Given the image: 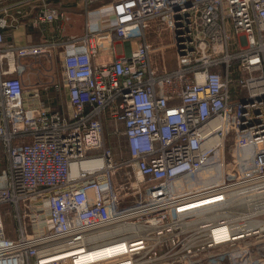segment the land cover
<instances>
[{
  "label": "built area",
  "instance_id": "2783aa9c",
  "mask_svg": "<svg viewBox=\"0 0 264 264\" xmlns=\"http://www.w3.org/2000/svg\"><path fill=\"white\" fill-rule=\"evenodd\" d=\"M81 10L84 32L65 37L57 1L0 6V264H264V0ZM25 18L47 35L5 43ZM56 55L52 108L30 75Z\"/></svg>",
  "mask_w": 264,
  "mask_h": 264
},
{
  "label": "crops",
  "instance_id": "0c3cea01",
  "mask_svg": "<svg viewBox=\"0 0 264 264\" xmlns=\"http://www.w3.org/2000/svg\"><path fill=\"white\" fill-rule=\"evenodd\" d=\"M6 1H9V0H0V6L3 5V3ZM53 1L59 2L63 7L69 9L70 12H69V17L66 21L51 26L50 28L51 32H59L62 36H65V37L81 35L85 30V23L87 21V16L85 15V12L81 10L83 0H53ZM27 7L28 6H23L22 8L25 9ZM112 16H113V12H112L111 6L105 5L101 7V10L99 12H95V14L91 15V18L96 22L97 25H104L105 23L111 20ZM5 33H6L5 43H7L8 41H13L18 44L38 41L47 35L46 31L42 30L41 28L34 27L30 23V20L28 18H25V23L21 24L18 28L16 27L6 28ZM117 44L115 45L116 47H117ZM101 51L102 52L97 57V61L111 60L112 57L108 53H106L104 49H102ZM45 74L49 76L47 73ZM45 74L43 73L42 76L30 75L31 83L38 84L40 77H41L42 82L44 83L43 85L46 86L43 89L47 97L45 99L46 102L49 105H51L52 108H57V103L54 104L53 102L55 100L54 98H52L53 96L57 94V90L51 84L47 86V83L50 82L51 76L45 77L44 76ZM27 77H28V74L23 75L24 79L25 78L27 79Z\"/></svg>",
  "mask_w": 264,
  "mask_h": 264
},
{
  "label": "rangeland",
  "instance_id": "374dc122",
  "mask_svg": "<svg viewBox=\"0 0 264 264\" xmlns=\"http://www.w3.org/2000/svg\"><path fill=\"white\" fill-rule=\"evenodd\" d=\"M117 50H118V53H124V51L126 50V47L123 43H118L117 44ZM48 67V69H46L45 67ZM34 67L35 68V71H41V73L39 74L40 76L43 75V73H47L49 76L50 74H55V76H57L58 78L61 77V69H60V59H59V56L56 55L54 57V62H53V65L51 67V65L48 63V62H44V64L41 65V63H35L34 64ZM240 74L239 73H236L235 74V77H238ZM45 77H49L47 76L46 74L44 75ZM41 78V77H40ZM238 87L241 88L240 85H238ZM67 101H66V98L64 99V104H66ZM107 137H108V140L106 141L107 145L111 146L113 148V150H115L116 152V156L119 158L121 155L123 156H126L127 153H126V148H125V142H124V137L121 136V137H118L117 135L113 134L112 131L110 130L109 127H107ZM110 131V133H109ZM121 149V151H120ZM133 199L134 197L128 199L125 201L126 204H130L133 202Z\"/></svg>",
  "mask_w": 264,
  "mask_h": 264
},
{
  "label": "bare ground",
  "instance_id": "6f19581e",
  "mask_svg": "<svg viewBox=\"0 0 264 264\" xmlns=\"http://www.w3.org/2000/svg\"><path fill=\"white\" fill-rule=\"evenodd\" d=\"M124 243L122 244H117L115 246H106L104 248L98 249V250H93L88 252L87 257L85 258L86 260H98V259H104L109 256H114L122 251H124Z\"/></svg>",
  "mask_w": 264,
  "mask_h": 264
},
{
  "label": "trees",
  "instance_id": "16d2710c",
  "mask_svg": "<svg viewBox=\"0 0 264 264\" xmlns=\"http://www.w3.org/2000/svg\"><path fill=\"white\" fill-rule=\"evenodd\" d=\"M53 103H54V104H56L57 102H56V101H54Z\"/></svg>",
  "mask_w": 264,
  "mask_h": 264
}]
</instances>
